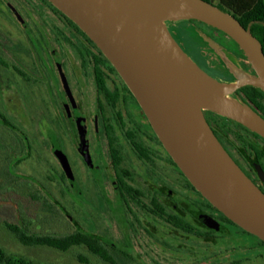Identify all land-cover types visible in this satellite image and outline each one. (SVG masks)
I'll list each match as a JSON object with an SVG mask.
<instances>
[{
	"label": "flooded vegetation",
	"instance_id": "obj_1",
	"mask_svg": "<svg viewBox=\"0 0 264 264\" xmlns=\"http://www.w3.org/2000/svg\"><path fill=\"white\" fill-rule=\"evenodd\" d=\"M27 100L34 102V147L46 170L34 175L38 195L55 200L43 183L61 184L68 203L79 199L85 222L94 213L111 216L116 237L107 229L90 232L64 212L75 229L71 235L89 236L107 256L100 258L116 264L110 249L131 264H264V241L186 178L89 36L49 0H0V102L26 126L16 112L20 105L29 118ZM256 100L264 113V100ZM204 115L264 193V140L228 118ZM0 125L25 138L29 153L28 137L2 111Z\"/></svg>",
	"mask_w": 264,
	"mask_h": 264
},
{
	"label": "water",
	"instance_id": "obj_2",
	"mask_svg": "<svg viewBox=\"0 0 264 264\" xmlns=\"http://www.w3.org/2000/svg\"><path fill=\"white\" fill-rule=\"evenodd\" d=\"M116 68L154 132L192 185L231 221L264 241V193L225 150L204 112L228 118L264 140V115L241 89L264 94V52L232 14L206 0H49ZM226 37V47L195 25ZM182 32V33H183ZM199 53L212 73L190 54ZM263 174V173H262Z\"/></svg>",
	"mask_w": 264,
	"mask_h": 264
},
{
	"label": "rangeland",
	"instance_id": "obj_3",
	"mask_svg": "<svg viewBox=\"0 0 264 264\" xmlns=\"http://www.w3.org/2000/svg\"><path fill=\"white\" fill-rule=\"evenodd\" d=\"M190 25H195L197 29L212 36L226 47H230V42L226 37L206 26L191 22L181 24L177 28L180 38L187 46L194 47L195 44V39L189 32L182 31L184 27ZM190 54L201 66L209 72L212 71L199 53L192 51ZM25 93L29 94L26 90ZM5 106L6 103L0 102L2 108L0 111L28 137L30 151L29 153L26 151L28 142L25 138L0 125V249L7 254L26 258L36 264H111L100 258L98 254L93 253L84 244L72 246L67 250L47 245H26L7 227L8 224L16 225L29 237L63 238L75 232L74 227L64 215V212H68L72 219L79 221L90 232L100 233V229H107L111 236H117L115 223L111 221L112 218L107 212H103L101 215L94 213L85 222L83 215L80 214L79 199L75 198L76 204L71 201V204L68 203L61 193L63 189L61 184L43 183L61 204L59 207L52 205L56 200L53 197L47 201L45 196L38 195L41 184L34 175L46 173V170L41 167L39 149L34 147V102L23 103V107L29 114L27 120L23 115L22 108L17 105L19 107L16 115L21 117V120L28 121L26 126L3 108ZM108 250L114 256L116 264H131L118 259L112 250ZM126 251L130 252V249H126ZM236 257H240V255Z\"/></svg>",
	"mask_w": 264,
	"mask_h": 264
},
{
	"label": "trees",
	"instance_id": "obj_4",
	"mask_svg": "<svg viewBox=\"0 0 264 264\" xmlns=\"http://www.w3.org/2000/svg\"><path fill=\"white\" fill-rule=\"evenodd\" d=\"M215 4L228 13L232 14L237 18L240 23L247 27L251 22L259 21L264 22V0H206ZM253 35L262 43V48L264 52V26L255 24L252 26ZM240 93L248 99L252 104H254L257 109L264 115L261 111L260 103L257 102V98L264 100V94L259 90L252 87H245L241 89ZM259 107V108H258ZM7 227L18 237V239L26 245H47L60 250H67L75 245H87L89 249L98 255H103L99 248L92 241L89 236L84 234H76L63 238L55 237H29L26 233L16 225L8 224ZM90 239V240H89ZM105 259L107 256L103 255ZM0 264H36L32 261L18 257L15 255L7 254L2 249H0Z\"/></svg>",
	"mask_w": 264,
	"mask_h": 264
}]
</instances>
